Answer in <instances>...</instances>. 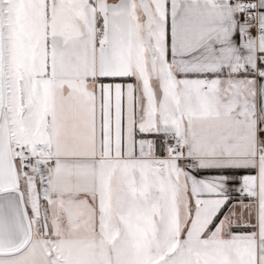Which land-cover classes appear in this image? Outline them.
Returning <instances> with one entry per match:
<instances>
[{"label":"snow or ice","instance_id":"snow-or-ice-1","mask_svg":"<svg viewBox=\"0 0 264 264\" xmlns=\"http://www.w3.org/2000/svg\"><path fill=\"white\" fill-rule=\"evenodd\" d=\"M0 264H264V0H0Z\"/></svg>","mask_w":264,"mask_h":264}]
</instances>
